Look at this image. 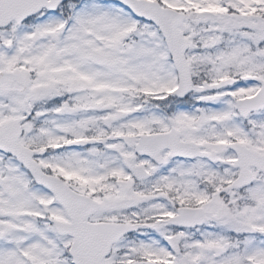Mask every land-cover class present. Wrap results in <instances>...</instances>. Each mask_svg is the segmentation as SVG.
I'll list each match as a JSON object with an SVG mask.
<instances>
[{"label":"snow or ice","instance_id":"obj_1","mask_svg":"<svg viewBox=\"0 0 264 264\" xmlns=\"http://www.w3.org/2000/svg\"><path fill=\"white\" fill-rule=\"evenodd\" d=\"M0 264H264V0H0Z\"/></svg>","mask_w":264,"mask_h":264}]
</instances>
